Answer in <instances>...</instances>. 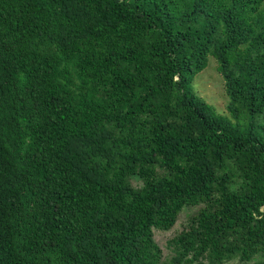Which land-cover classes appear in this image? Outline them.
Masks as SVG:
<instances>
[{
  "label": "trees",
  "instance_id": "16d2710c",
  "mask_svg": "<svg viewBox=\"0 0 264 264\" xmlns=\"http://www.w3.org/2000/svg\"><path fill=\"white\" fill-rule=\"evenodd\" d=\"M230 260L264 264V0H0V264Z\"/></svg>",
  "mask_w": 264,
  "mask_h": 264
},
{
  "label": "rangeland",
  "instance_id": "374dc122",
  "mask_svg": "<svg viewBox=\"0 0 264 264\" xmlns=\"http://www.w3.org/2000/svg\"><path fill=\"white\" fill-rule=\"evenodd\" d=\"M217 63L214 57L209 56L206 67L197 73L190 86L192 90L207 103L211 104L216 112L230 115L227 111L228 97L224 90V81L222 76L216 69ZM233 120V118H231ZM234 121V120H233ZM200 206L185 207L179 214L175 224L169 230H154V239L162 249V259L169 260L173 255V250L169 246L168 240L175 236L190 219V217L197 212ZM202 264H207L206 262ZM224 264H241L236 260L227 261Z\"/></svg>",
  "mask_w": 264,
  "mask_h": 264
}]
</instances>
